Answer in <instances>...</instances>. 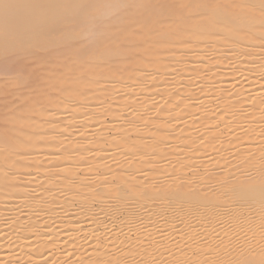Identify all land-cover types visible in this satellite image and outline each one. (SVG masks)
Wrapping results in <instances>:
<instances>
[{"label": "bare ground", "instance_id": "1", "mask_svg": "<svg viewBox=\"0 0 264 264\" xmlns=\"http://www.w3.org/2000/svg\"><path fill=\"white\" fill-rule=\"evenodd\" d=\"M160 2V15L139 3L147 17L127 13L124 22L115 19L124 0H15L0 11V55L6 44L10 58L69 48L39 86L52 87L49 110L80 105L53 119L45 108L16 111L14 133H0V264L264 261L261 0ZM99 22L121 29L110 38L122 41L113 70L109 60L97 63L106 58L100 41L90 40L97 51L84 53ZM63 53L84 59L66 61ZM135 108L134 118L124 114ZM84 127L95 136L80 137Z\"/></svg>", "mask_w": 264, "mask_h": 264}, {"label": "rangeland", "instance_id": "2", "mask_svg": "<svg viewBox=\"0 0 264 264\" xmlns=\"http://www.w3.org/2000/svg\"><path fill=\"white\" fill-rule=\"evenodd\" d=\"M154 1H158V2L162 1L163 3L164 2L165 3L167 2V0H127V1L124 0V3L120 6L119 10L115 14V19L117 21H120L121 20L122 22H124L123 20H124V17H125V20L128 21V19H129L128 15L129 14H132V12L134 14L136 13L137 16L139 15V19H140V17H141L140 14H145L144 13L145 12V9H144V11H141L140 12L139 7H137V5H140L139 3H142L145 6L147 4V7H148V5L150 3L152 5L154 4L155 7H153V9L155 10V12L157 13V12H159V10L161 11L162 9H160V7L161 8H164V5L165 4L163 5L160 2V5L161 6L160 7H157L155 4H159V3L158 2H154ZM152 5H150V8L152 7ZM195 10H198V7H195ZM161 12H163V10ZM127 13H128V15H127ZM157 15H160V12ZM144 17H147V16H144ZM144 17H141V20L142 19L144 20L145 19ZM133 18L134 17H131V20ZM160 23H161V21L159 22V24ZM137 26H140V27H143V28L145 27L143 23H137ZM83 28H86V27H82L80 29H77V30L74 31V33L75 34H79L81 32V30H83ZM91 31H92V33H91V35H89V37H85V40H83V38H82L83 41H86V43L84 44L85 47L83 48L85 52L84 51L83 52L86 54V52L87 53L88 52H91V50H94V52H95V50L97 51L96 45L92 44L91 41H100L99 43H102L104 46H107L106 47L107 49L103 45H101V44H100V47H99L101 51H102V49L105 48V51L103 50L104 53L102 55H103V58L104 57H106V58L105 59H102V61H97V63L100 64V65H102V63H104V62L106 63V61L109 60L110 62L109 61H107V62L110 63L109 64L110 65V68H112V70H113V67L116 66V65H118V63H119L118 62L119 59L117 58V56L119 54L118 53L119 52V50H118L119 49V45L121 44L122 41H119L120 43L119 42H115V44L112 45V39H110V38L112 37V35L114 36V34L120 33L121 32V29H117L116 30L113 23L105 24L103 22H99L93 28V30L91 28ZM60 40H61V38L59 39L57 37L55 39V42L56 43H59ZM110 41H111V43H110ZM8 43L10 44L9 41H8ZM107 44L110 45V48H108L109 46ZM8 46H11V44L10 45L6 44V46L4 47V50L5 51L2 53V55H0V133H7V132L8 133H14V132H12L13 127L16 126V124L18 123V121H20V119H19L20 118L19 117L20 115L18 114V112L20 110L25 109V108L26 109L29 108V107H33L35 109L45 108L48 111V113L50 114V118H52V119L53 118H63L65 116L66 117H68V116L70 117V116L73 115V113L75 114L76 111L78 110L77 108L80 105H77V106L74 105L75 103H74V101L72 102V100L71 101L69 100V101L65 102L66 109H63V110H60V111L59 110H49L50 109L49 106H50L51 100L54 99V94H53V92H51V93L48 92V90L50 88L48 85H47V87H49V88H46V86H43L42 89H41V87H40L41 85H40V82H39L45 76L47 77V76H49L51 74L54 75V71H49V70L53 68V63L54 64L56 63L55 61H58L59 59H61V57L59 59H55V57L56 58L58 57L57 56V53L58 54H61L62 52H64L66 49L68 50L69 48H65V47H61L62 49L60 47L47 48V49L41 50V52L39 51V53L37 52V54L33 53L35 55H33V54L30 55L31 58L28 55L30 53H28L26 51H23V50H20L21 51L20 52L18 50L19 52H17V55H15V56H13V57L10 58L9 57V54H10V50L11 49ZM101 47H103V48L101 49ZM63 48H64V51H63ZM24 52H26V54ZM66 52L67 51H65L64 53L66 54ZM63 54H62V56H63ZM65 54H64V57L66 58L68 56V54L66 56H65ZM68 57L65 59L66 61L67 60L70 61L71 58L74 59V60H76V57L77 56H75V55L74 56H71V54H70ZM183 57H184V58H182L184 60L183 63H185V64L182 63L181 65H183V67H185L186 64H187V62L189 61V60L187 61V59H190V58H189V56H187V58H185L186 57L185 55ZM83 59L84 58H82V57H79V58L77 57V60L83 61ZM185 59H186L187 62H185ZM131 60L132 61H135V59H131ZM206 63L207 62H204L203 64H206ZM94 65L95 64H93V63H87L85 65V67L90 69ZM109 65L107 64V66H103V67L106 68V71H105L106 72V75H109L110 76L111 75V73H109L110 70H109V72L107 71V69H109L108 68ZM50 67H52V68H50ZM56 67H58V65H55L54 68H56ZM181 68H182V66H181ZM237 74L239 75V73H237ZM180 78H182L181 80L184 79L183 77H180ZM180 78H179V80H180ZM172 80H173V78H172ZM198 80L199 79H196L195 81L197 82ZM117 83L114 82L113 85H115ZM108 84H110V83H108ZM125 88L119 87V89L121 91H118V93H120V92L121 93L122 92H128L130 90L129 87H128V89L127 88L125 89ZM50 89L52 90V87ZM117 89H118V87L115 88V90H117ZM134 89L137 91L136 86H135V88L132 89V92H136V91H134ZM123 90H127V91H123ZM100 92L101 93H105V92L108 93V90L105 89V90H101ZM121 93H120V95L128 94V93H122V94ZM129 94H130V92H129ZM204 99L206 101V98H203V100ZM196 100H198V99H196ZM190 102H191V104L193 103L192 105H194L195 99H193V100L191 99V101L189 100V103ZM72 103H74V104H72ZM86 104L87 103H85L83 106H85ZM92 108L94 109V107H92ZM152 108H154V107L148 105L147 110L148 109L149 110L148 111L147 110H144V111L151 112V109ZM96 109H97L96 115H97V117H99L100 120L109 119V114L106 111H102L101 112V110L98 111L99 108H96ZM145 109H146V107H145ZM213 110H214V112H217L219 110V108L217 106H215V107H213ZM16 111H18V112L15 113ZM134 111H136V112H134V113L133 112H128V109H126V111L124 112V114L126 113L128 118H130V117L131 118L132 117L134 118L135 115L137 116V114L139 112H141V111L137 112V108H135ZM203 111H206V110H203ZM100 112H101V115L102 116L99 114ZM237 112L239 114L241 113L242 115L245 113V111L242 110V108H239L237 110ZM186 114H188V113H186ZM198 115H196V116H198ZM185 117H186L185 120L184 121H180L181 123H179L180 126H181V124L184 123L183 124V129L188 126V122L190 120L189 119L190 117H188L187 115ZM39 119L40 118H35L36 121L39 120ZM74 121H75V119L74 120L71 119V120H64L62 122L70 123V122H74ZM170 121H171V124L174 123L173 120H170ZM170 121H169V127H171V128H169V129H170V131L172 133L175 130V128H176L175 127L176 125H174V124H177V123H174L173 125H171L170 124ZM259 123H264V122L263 121H260ZM196 125L199 126V127H197ZM196 125H194L195 131L200 128V125H198V124H196ZM146 126H148L147 129L152 127L151 125L149 126V124H148V125L143 126L141 129L143 130V128H145L144 131H146L147 130L146 129ZM109 128H110V126H109ZM181 128H182V126H181ZM181 128H180V130H182ZM29 130L30 131H33V130H35V128L33 126H31V127H29ZM221 131H224L225 132V133H223V135H227L225 126H221ZM109 132L112 133L113 130L110 128L109 129ZM192 132L193 131H191V133ZM78 133H81V134L83 133L82 135L79 134V136L82 137V136H84L86 134L89 135V133L94 134L95 132H94V130L92 131L91 128L84 127V128H82L81 132L79 131ZM183 133H187V131L183 130ZM196 133H198V132H195V134ZM95 134H94V136H95ZM24 137H25V135H24ZM15 140H16L15 137L14 138L11 137V138L5 140V142L6 143H13ZM141 154L143 155L144 152H142ZM21 157L22 156L20 155L18 157V159H20ZM62 162H64V161H62ZM198 169H200L201 172L203 170L202 168H198ZM44 230H45V228H44ZM40 231H42V229ZM42 258H45V256H43ZM9 264H13V263L11 262Z\"/></svg>", "mask_w": 264, "mask_h": 264}, {"label": "snow or ice", "instance_id": "3", "mask_svg": "<svg viewBox=\"0 0 264 264\" xmlns=\"http://www.w3.org/2000/svg\"><path fill=\"white\" fill-rule=\"evenodd\" d=\"M15 7V0H0V11L7 13L9 10ZM261 11L264 13V0H261L260 3ZM172 195L176 196L177 199L180 198L181 194L179 192L173 193ZM264 264V261L261 262Z\"/></svg>", "mask_w": 264, "mask_h": 264}]
</instances>
